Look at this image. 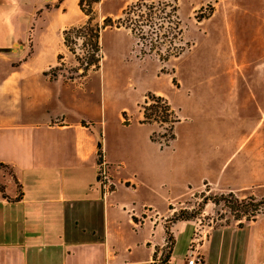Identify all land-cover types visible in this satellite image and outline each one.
Instances as JSON below:
<instances>
[{"label":"rangeland","instance_id":"rangeland-1","mask_svg":"<svg viewBox=\"0 0 264 264\" xmlns=\"http://www.w3.org/2000/svg\"><path fill=\"white\" fill-rule=\"evenodd\" d=\"M15 1L0 0V30L6 40L15 28L4 29L10 25L5 18L7 4ZM126 1L129 0H84L82 10L78 0H43L31 16L32 5L26 11L20 7L21 19L37 35L36 59L49 66L44 75L52 80L48 84L55 95L51 106L73 117L81 116L96 127L100 125L101 140L111 160L125 162V174L135 172L138 206L146 203L155 210L145 209L146 212L157 218L158 210L166 216L164 240L161 247L157 246L155 264H180L194 238L210 264H255L264 254V211L239 224L230 205H241L242 199L249 196L264 198V47L259 48L260 35L256 32L260 20L243 13V0H176L180 32H166L168 26L165 21L161 24V19H155L153 27L164 43L162 51L166 44L181 47L179 55L161 60L154 51L142 53V49L148 51V43L157 44L158 35L147 26L137 28L141 31L139 39L124 26H106L99 34V67L88 68L82 75L76 55L83 64L89 52L85 45L87 28L83 25L89 17L88 23L93 27L101 26L106 17L115 23L125 17L123 10L136 0L124 6ZM252 4L257 8L258 0ZM160 8L161 5L157 15L164 17L169 10ZM73 27L82 28L70 32L69 50L63 44L62 32ZM77 31L85 36L77 37ZM163 34L166 38H162ZM2 39L0 36L1 43ZM59 54L62 57L58 62ZM152 93L167 100L179 119L174 125L173 148H165L172 140L160 147L148 139L152 128L163 141L162 135L169 133L167 123L140 124L142 104ZM227 124V170L230 169V185L234 189L211 188L207 181L199 185L201 173L197 172L172 168L170 174H165L170 163H179L178 151L188 133L193 130L204 137L212 133L214 126ZM250 131L260 137L261 147L253 149L252 156L235 171V161L249 151V146L242 147L240 142ZM201 150L204 155L213 151ZM118 168L117 164L105 166L110 179V172ZM260 168L261 173L256 174ZM233 171L238 175L232 176ZM111 181L118 186L119 181ZM187 182L194 187L186 186ZM177 221L182 222L173 227V238L170 225ZM240 242L242 249L237 255Z\"/></svg>","mask_w":264,"mask_h":264},{"label":"crops","instance_id":"crops-1","mask_svg":"<svg viewBox=\"0 0 264 264\" xmlns=\"http://www.w3.org/2000/svg\"><path fill=\"white\" fill-rule=\"evenodd\" d=\"M37 1L8 3L5 18L10 25L4 29L15 28L7 40L0 30V264H155L166 216L158 210L157 218L148 213L155 210L146 203L138 206L135 172L125 174V162L111 160L101 140L100 125L51 106L55 95L48 84L52 80L44 75L49 66L36 59L37 35L20 17V7L26 11L31 5L29 13L33 15L43 0ZM252 1L243 0V13L260 20L256 32L261 49L264 0H258L257 8ZM152 131L150 128L148 139L156 143L150 138ZM196 133H188L177 150L179 163H170L165 174L172 168L197 172L201 173L199 185L207 181L211 188L234 189L227 170L230 125L214 126L204 137ZM99 142L100 162L119 167L110 172L118 186L110 181L112 188H108L99 179ZM175 142L176 133L165 148H173ZM240 143L248 145L249 151L235 161V171L252 156L253 149L261 147V139L250 131ZM157 145L161 147L159 142ZM206 148L213 150L212 154L204 155L201 149ZM258 170L256 174L261 173V168ZM233 172L232 176L238 175ZM180 222L170 225L173 238V227ZM241 244L236 247L237 255ZM204 260L211 263L206 257ZM255 264H264V254Z\"/></svg>","mask_w":264,"mask_h":264},{"label":"trees","instance_id":"trees-1","mask_svg":"<svg viewBox=\"0 0 264 264\" xmlns=\"http://www.w3.org/2000/svg\"><path fill=\"white\" fill-rule=\"evenodd\" d=\"M84 0H78V5L79 7L84 10V5H83ZM94 2H98L100 0H92ZM173 1V2H172ZM169 0V1H163L159 2L157 4L153 3L150 1V3H147L148 0H136L135 2L131 3L128 5L122 12L125 17H119L115 23L113 22L112 19L106 17L103 20V24L101 26L95 25L94 27L91 26L88 22L90 21L89 17V11L87 10L85 12L86 15H88V20L85 25H83V28H87V42L85 45L88 46L89 52H88V60L85 61L83 64L82 61H80V58L76 55V60L78 61V64H80L83 68L82 70V75L85 73V71L88 68H98L99 67V60H100V45H99V34H100V29L104 28L106 26H124L128 28L131 32V34L136 38L139 39L141 35L138 33H141V31H137V28L142 27V26H147L149 29H151L152 33L153 30L155 31V19H161V24L165 21L168 28L166 29V32L170 34H177L180 32V20L177 15V8L178 6L176 5V0ZM156 5H161V8L166 10L168 9L169 12H167L164 17H158L157 15V7ZM160 8V9H161ZM169 14V15H168ZM128 15L131 16L128 17ZM82 27L79 28H69L65 29L62 32V37H63V44L69 49V35L72 30H78ZM154 28V29H153ZM78 32V31H77ZM172 32V33H171ZM156 35H158V32H154ZM139 35V36H138ZM143 35V34H142ZM78 36H85L80 34L79 32L77 33ZM162 38H166V35H161ZM161 39L160 35L157 37V44L155 43H148L147 45L149 46L148 51L145 52L142 49V53H150L155 52L158 54L159 59L161 60H167L170 56H177L181 53L182 48L178 47H171L170 45L166 44L165 51H162V46L164 43L159 41ZM170 40H168V44ZM71 50V49H69ZM61 55L59 54L57 56L58 62L61 59ZM51 78V77H50ZM154 121H160L167 123L169 125L168 127V135H162L163 141L156 136L155 132H152L150 135V138L152 141L159 142L161 145L165 144L167 145L170 140H173L175 138L174 134V125L176 122L179 121L177 116L174 113V110L171 108L167 100H165L162 96L160 95H155V94H148L146 96V100L142 104V119L141 123H150ZM101 161V146L100 142L98 143V162ZM232 196V194H231ZM215 200H213L214 202ZM241 205L233 204L230 205L234 208L236 213L234 214V219L240 221L239 224L242 223V219L245 220H253L259 213H262L264 211V198H261L259 200L249 196L246 197L245 199H242ZM168 229H166V232ZM172 246L174 244L173 240L171 242ZM172 249V248H171ZM170 249V252H171Z\"/></svg>","mask_w":264,"mask_h":264},{"label":"built area","instance_id":"built-area-1","mask_svg":"<svg viewBox=\"0 0 264 264\" xmlns=\"http://www.w3.org/2000/svg\"><path fill=\"white\" fill-rule=\"evenodd\" d=\"M105 166L106 164L104 162H100L98 175L102 185L109 188L110 185L112 186V183L110 182L111 179ZM199 247L200 244L195 238L190 240L187 255L180 264H207L203 255L200 253Z\"/></svg>","mask_w":264,"mask_h":264}]
</instances>
